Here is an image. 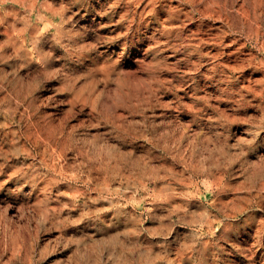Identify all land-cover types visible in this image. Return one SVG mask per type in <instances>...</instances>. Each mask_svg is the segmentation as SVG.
Listing matches in <instances>:
<instances>
[{
    "label": "rangeland",
    "instance_id": "obj_1",
    "mask_svg": "<svg viewBox=\"0 0 264 264\" xmlns=\"http://www.w3.org/2000/svg\"><path fill=\"white\" fill-rule=\"evenodd\" d=\"M160 262L264 264V0H0V264Z\"/></svg>",
    "mask_w": 264,
    "mask_h": 264
},
{
    "label": "bare ground",
    "instance_id": "obj_2",
    "mask_svg": "<svg viewBox=\"0 0 264 264\" xmlns=\"http://www.w3.org/2000/svg\"><path fill=\"white\" fill-rule=\"evenodd\" d=\"M206 17V16H205ZM263 100V99H262ZM165 181V180H164ZM170 183V182H169ZM151 184V183H150ZM126 186H128V184L126 185ZM221 186V185H220ZM139 187V186H138ZM194 187H195V185H194ZM128 189H130V188H128ZM187 189H188V187H187ZM260 189V188H259ZM138 190V189H137ZM126 191V190H125ZM124 191V192H125ZM148 191V190H147ZM214 191H215V189H214ZM256 191V190H255ZM194 192V191H193ZM198 192V191H197ZM119 193V192H118ZM128 193V192H127ZM196 193V192H195ZM113 194V193H112ZM120 195V194H119ZM149 195V194H148ZM148 195L146 196V197H148ZM213 195V194H212ZM110 196V195H109ZM166 196V195H165ZM196 196V195H195ZM119 197V196H118ZM109 198V197H108ZM144 198V197H143ZM166 198V197H165ZM190 198V197H189ZM123 199V198H122ZM130 199V198H129ZM195 199V198H194ZM254 199V198H253ZM197 200H199V199H197ZM207 202V201H206ZM123 203V202H122ZM205 203V202H204ZM115 206V205H114ZM121 207V206H120ZM213 207V206H212ZM122 208V207H121ZM173 208V207H172ZM139 209V208H138ZM109 211V210H108ZM139 211H141V210H139ZM176 211V210H175ZM172 216V215H171ZM142 217V216H141ZM220 218V217H219ZM173 219V218H172ZM141 221V220H140ZM206 222V221H205ZM214 224V223H213ZM198 226V225H197ZM203 226V225H202ZM213 226V225H212ZM216 226V225H215ZM190 227V226H189ZM141 228V227H140ZM187 228V227H186ZM204 228V227H203ZM239 229V228H238ZM245 229V228H244ZM195 231V230H194ZM201 231V230H200ZM216 232V231H215ZM205 233H206V231H205ZM244 235V234H243ZM197 238V237H196ZM202 238V237H201ZM203 238H205L204 236H203ZM198 240V239H197ZM188 251V250H187ZM192 258H194V257H192ZM214 258V257H213ZM140 259V258H139ZM236 259V258H235ZM159 261H161L160 259H159ZM158 261V262H159ZM157 262V261H156ZM162 262V261H161ZM160 262V263H161ZM164 263V262H163ZM107 264V263H106ZM153 264H155V263H153ZM162 264V263H161Z\"/></svg>",
    "mask_w": 264,
    "mask_h": 264
}]
</instances>
